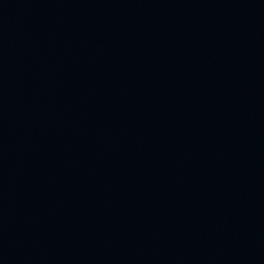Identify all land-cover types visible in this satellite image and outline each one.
Masks as SVG:
<instances>
[{"label": "water", "instance_id": "1", "mask_svg": "<svg viewBox=\"0 0 264 264\" xmlns=\"http://www.w3.org/2000/svg\"><path fill=\"white\" fill-rule=\"evenodd\" d=\"M0 264H264V0H0Z\"/></svg>", "mask_w": 264, "mask_h": 264}]
</instances>
